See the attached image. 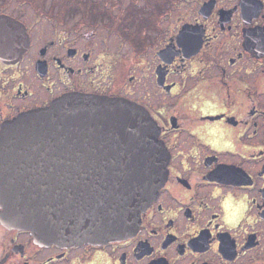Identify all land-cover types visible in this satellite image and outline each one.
Returning <instances> with one entry per match:
<instances>
[{
	"label": "flooded vegetation",
	"instance_id": "af4514ba",
	"mask_svg": "<svg viewBox=\"0 0 264 264\" xmlns=\"http://www.w3.org/2000/svg\"><path fill=\"white\" fill-rule=\"evenodd\" d=\"M175 2L170 30H107L119 46L97 30H29L2 5L25 30H0V132L70 93L122 98L156 122L169 159L124 239L42 244L0 204V264H264V0ZM218 188L247 193L255 222H221Z\"/></svg>",
	"mask_w": 264,
	"mask_h": 264
},
{
	"label": "water",
	"instance_id": "95a60500",
	"mask_svg": "<svg viewBox=\"0 0 264 264\" xmlns=\"http://www.w3.org/2000/svg\"><path fill=\"white\" fill-rule=\"evenodd\" d=\"M0 30L25 26L0 15ZM168 159L143 107L70 93L0 132L3 219L42 244L124 239L164 184Z\"/></svg>",
	"mask_w": 264,
	"mask_h": 264
},
{
	"label": "rangeland",
	"instance_id": "374dc122",
	"mask_svg": "<svg viewBox=\"0 0 264 264\" xmlns=\"http://www.w3.org/2000/svg\"><path fill=\"white\" fill-rule=\"evenodd\" d=\"M4 3V8H6L9 13L22 16V20L24 21L25 25H27L29 30H97L100 36L107 38V42L112 41L116 46L122 44V38L118 37L119 35H114L112 31H107L117 29H115L113 25H108L106 27L104 23L107 24V18L104 16L101 17V23L97 21L95 26L94 24L92 26H88L84 23H81L80 13H75L71 16H65L62 19L59 18L60 15H58V6L54 4L53 0H44L41 4V7L38 8L29 3H19L17 0H0V11L3 9L2 5ZM130 3L131 0H119L121 9H124ZM176 3L177 2H175V0L168 1L166 4L167 12L159 19L158 24H156L157 27L151 30H170V28L175 24L176 18L180 17L182 12H184L177 9ZM134 4L135 6H145L143 0H135ZM114 11H117V7L114 9ZM144 18H149V13H147ZM133 21H135V19ZM133 21L123 25L122 30H139L138 28L136 29V21ZM150 34L154 36L155 32H151ZM137 35V33H133L132 39L137 41ZM156 35L159 36L158 31ZM122 49H124V52L129 51L127 46H124Z\"/></svg>",
	"mask_w": 264,
	"mask_h": 264
},
{
	"label": "trees",
	"instance_id": "16d2710c",
	"mask_svg": "<svg viewBox=\"0 0 264 264\" xmlns=\"http://www.w3.org/2000/svg\"><path fill=\"white\" fill-rule=\"evenodd\" d=\"M17 1L19 3H29L38 8L41 7L44 0ZM134 1L131 0L127 7L121 9L119 0H53L54 4L58 6L56 7L61 19L65 16L80 13L82 24L88 26L94 24L95 26L97 21L101 23V17L104 16L107 18V24L104 23V25L106 27L113 25L117 30H122L123 25L132 22L134 19L136 29L151 30L157 27L156 24H158L159 19L167 12L166 4L169 0H143L146 7L135 6ZM116 7L117 11H114ZM147 13H149V18H144Z\"/></svg>",
	"mask_w": 264,
	"mask_h": 264
},
{
	"label": "clouds",
	"instance_id": "9594fccd",
	"mask_svg": "<svg viewBox=\"0 0 264 264\" xmlns=\"http://www.w3.org/2000/svg\"><path fill=\"white\" fill-rule=\"evenodd\" d=\"M218 128L208 129L209 135H215ZM214 142V141H213ZM214 198L218 199V219L226 226L236 227L242 222H255L249 216L251 201L247 193L241 192L238 196L234 195L231 190L216 189L212 193Z\"/></svg>",
	"mask_w": 264,
	"mask_h": 264
}]
</instances>
